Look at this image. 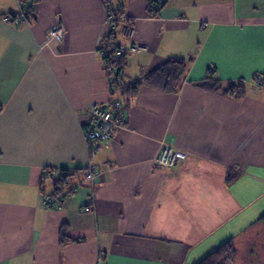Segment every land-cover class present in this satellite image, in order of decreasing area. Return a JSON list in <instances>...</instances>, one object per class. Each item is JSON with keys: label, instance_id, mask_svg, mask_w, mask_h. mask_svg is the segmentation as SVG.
I'll list each match as a JSON object with an SVG mask.
<instances>
[{"label": "crops", "instance_id": "1", "mask_svg": "<svg viewBox=\"0 0 264 264\" xmlns=\"http://www.w3.org/2000/svg\"><path fill=\"white\" fill-rule=\"evenodd\" d=\"M18 2L0 0V264H198L232 238L252 243L264 227V0H35L28 24L13 23ZM55 25L63 40L46 41ZM116 44L144 48L125 54L128 83L188 61L180 90L113 91ZM211 79L220 89L201 86ZM237 83L243 97L223 93ZM114 99L127 122L94 158L92 200L81 128ZM164 147L186 157L160 167Z\"/></svg>", "mask_w": 264, "mask_h": 264}, {"label": "trees", "instance_id": "2", "mask_svg": "<svg viewBox=\"0 0 264 264\" xmlns=\"http://www.w3.org/2000/svg\"><path fill=\"white\" fill-rule=\"evenodd\" d=\"M21 5L23 7V12L27 20L31 19L34 14V6L35 0H21ZM157 0H152L151 3H155ZM164 3V2H163ZM162 3V4H163ZM20 15V14H19ZM114 22L118 23L119 19L117 15H115ZM115 33L111 35L108 39L110 43V47H112V39L113 41L116 39ZM114 45V43H113ZM107 47L108 44H106ZM118 46L117 44L115 45ZM111 49V48H110ZM117 48L112 49L111 51H107L104 60L108 66L109 72L108 75L113 78L112 86L113 91L115 89H120L123 95H135L137 90L141 86H150L155 89H160L167 93H176L180 90L183 82L185 81L187 70H188V61L179 58V59H170L168 62L157 69L151 71L144 79L138 80L134 83H128L124 81V69L127 65V57L126 55L118 56L116 52ZM213 73V72H212ZM255 80L259 81V84L264 86V77L259 76ZM202 87H209L211 90L217 91L220 89V82L217 79H211L205 81ZM245 85L243 83H237L236 85H230L223 92L225 95H230L235 98L243 97L245 95ZM49 170H45V173H48ZM47 176V174H45ZM68 174L64 171H61L58 177V180L55 181V197H59L61 194L66 192V189H63L64 185L67 184ZM48 204L54 205V200L49 198ZM262 225H264V216H262L259 221ZM67 235L63 234V240L61 244L65 246V244L71 242V240L66 238ZM238 254V249H236V245L234 242V238L229 240L226 243H223L220 247H218L215 251L211 252L208 256L200 261L198 264H235L236 256Z\"/></svg>", "mask_w": 264, "mask_h": 264}, {"label": "built area", "instance_id": "3", "mask_svg": "<svg viewBox=\"0 0 264 264\" xmlns=\"http://www.w3.org/2000/svg\"><path fill=\"white\" fill-rule=\"evenodd\" d=\"M161 1L162 0H157L155 3L161 5ZM18 3L20 4V15L13 20V23L16 22L18 24H28V20L23 12V7L20 2ZM152 5L155 6L154 4ZM109 19L110 25L113 29L115 23L114 19L112 18V13H110ZM64 33L63 25H55V27L51 28L47 32L46 41L51 42L56 40L61 42L63 40ZM116 48L118 56H123L126 53H134V51L144 50V48L138 47L136 45H131L130 47L119 45ZM89 109L88 122L82 126L81 132L89 154L87 161L88 167L86 169L85 177H87L90 188L92 189L90 197L92 200H95V180L98 177V172L96 165L93 164L94 158L101 151V144L107 140H110L116 133V130L123 129L125 127L127 122V113L124 103L117 99H114L107 105L103 106L99 104H92ZM185 157L186 154L181 151L174 150L171 147H164L161 150V154L159 155L157 162L160 167L163 166L166 168H173L180 161L184 160Z\"/></svg>", "mask_w": 264, "mask_h": 264}, {"label": "rangeland", "instance_id": "4", "mask_svg": "<svg viewBox=\"0 0 264 264\" xmlns=\"http://www.w3.org/2000/svg\"><path fill=\"white\" fill-rule=\"evenodd\" d=\"M251 237V236H250ZM249 238L245 239V241ZM248 245H242V248L238 249L235 264H264V227L257 230L256 236L252 237Z\"/></svg>", "mask_w": 264, "mask_h": 264}]
</instances>
